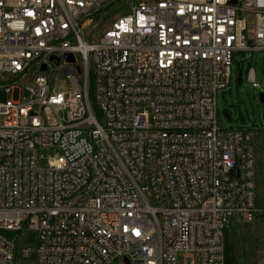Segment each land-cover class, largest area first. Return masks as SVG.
Wrapping results in <instances>:
<instances>
[{
  "label": "built area",
  "instance_id": "obj_1",
  "mask_svg": "<svg viewBox=\"0 0 264 264\" xmlns=\"http://www.w3.org/2000/svg\"><path fill=\"white\" fill-rule=\"evenodd\" d=\"M122 1L0 0V91L23 96L0 104V203L256 204L253 134L219 126L217 96L264 53V0H126L85 39ZM233 222L0 219V264H225ZM24 230L36 249L2 236Z\"/></svg>",
  "mask_w": 264,
  "mask_h": 264
},
{
  "label": "rangeland",
  "instance_id": "obj_2",
  "mask_svg": "<svg viewBox=\"0 0 264 264\" xmlns=\"http://www.w3.org/2000/svg\"><path fill=\"white\" fill-rule=\"evenodd\" d=\"M128 3L124 0L107 10L101 26H98L99 15L92 17L91 22L85 23L83 27L85 39L92 32L91 39L95 40L114 20L130 14L132 6ZM251 69L256 74V82L261 86L260 89H254L248 80ZM240 73H242V83L239 85ZM47 75H52L51 70L47 72ZM33 76L34 74H31L26 77L23 83H30ZM260 95H264V53L235 56L231 85L219 91L217 96L218 122L222 129L248 128L253 134L256 152V209L247 218L239 220L243 222L227 228L225 264H264V103L261 102ZM22 97L18 91L7 94L1 90L0 104L8 100L19 102L22 101ZM24 97L28 98L29 93L25 92ZM54 154L44 153L46 159L40 162V166L47 168V158ZM2 236L8 242L14 243L19 251L27 247L37 248L38 236L30 230L4 231ZM189 256L191 260H187V254L179 255V264H198L196 255ZM18 264H37L36 255L33 254L29 260ZM113 264L123 263L121 259H118Z\"/></svg>",
  "mask_w": 264,
  "mask_h": 264
},
{
  "label": "bare ground",
  "instance_id": "obj_3",
  "mask_svg": "<svg viewBox=\"0 0 264 264\" xmlns=\"http://www.w3.org/2000/svg\"><path fill=\"white\" fill-rule=\"evenodd\" d=\"M255 209L254 203H0V219L239 221Z\"/></svg>",
  "mask_w": 264,
  "mask_h": 264
},
{
  "label": "water",
  "instance_id": "obj_4",
  "mask_svg": "<svg viewBox=\"0 0 264 264\" xmlns=\"http://www.w3.org/2000/svg\"><path fill=\"white\" fill-rule=\"evenodd\" d=\"M65 59H66V62L67 63H70V64H72V63H74V57L72 56V55H67V56H65ZM50 61L51 62H53V61H56L57 63V65L59 64V60L58 59H56V58H51L50 59ZM46 70H47V67L44 65L43 67H42V69H41V71L42 72H46ZM78 70L80 71V69L78 68ZM238 83H239V85L242 83V73H240V75H239V80H238ZM260 99H261V102L262 103H264V95H260Z\"/></svg>",
  "mask_w": 264,
  "mask_h": 264
},
{
  "label": "crops",
  "instance_id": "obj_5",
  "mask_svg": "<svg viewBox=\"0 0 264 264\" xmlns=\"http://www.w3.org/2000/svg\"><path fill=\"white\" fill-rule=\"evenodd\" d=\"M233 224H236V222H233L231 225H233ZM231 225H230V226H231ZM230 226H229V227H230ZM229 227H228V228H229ZM225 255H226V246H225Z\"/></svg>",
  "mask_w": 264,
  "mask_h": 264
}]
</instances>
